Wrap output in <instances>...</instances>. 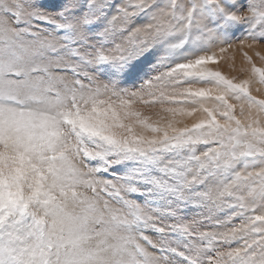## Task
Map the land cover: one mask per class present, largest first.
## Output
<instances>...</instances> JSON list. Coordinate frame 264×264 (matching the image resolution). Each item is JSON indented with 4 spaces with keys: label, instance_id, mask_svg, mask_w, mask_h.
Listing matches in <instances>:
<instances>
[{
    "label": "snow or ice",
    "instance_id": "snow-or-ice-1",
    "mask_svg": "<svg viewBox=\"0 0 264 264\" xmlns=\"http://www.w3.org/2000/svg\"><path fill=\"white\" fill-rule=\"evenodd\" d=\"M237 44L264 49V0H0V264H264Z\"/></svg>",
    "mask_w": 264,
    "mask_h": 264
},
{
    "label": "rangeland",
    "instance_id": "rangeland-1",
    "mask_svg": "<svg viewBox=\"0 0 264 264\" xmlns=\"http://www.w3.org/2000/svg\"><path fill=\"white\" fill-rule=\"evenodd\" d=\"M237 35H239V33H237ZM238 46V50H237V56H239V60H241L240 65L238 63H236L235 61V57L234 55L231 53L232 51H230L231 49H229V54L228 52L226 53L225 59L220 60L219 62V66L221 67L222 71L224 72L225 75L229 76V77H236L237 80H242L246 78V74H242L239 69L241 67H249V65H247L244 61V54L247 53L248 56H250L253 60V62L256 64L257 67H264V60H260L257 53H259V56H264V49L262 48H256V49H248V48H241L239 47V44H237L235 47ZM241 49V50H240ZM247 50V51H246ZM250 51V52H249ZM232 54V55H231ZM243 56V57H242ZM228 57H231L232 59H228ZM152 57H149L148 60H151ZM148 60H144L143 58L140 61L135 62L137 64V68H143L144 71H148L149 69V64H148ZM232 61V62H231ZM223 65V66H222ZM226 65V66H225ZM229 65H232V67H229ZM233 68L235 69V71H233ZM253 95H260L261 98H264V92L258 94L255 92V88H253L252 91ZM140 110L142 111V113L145 116H151L153 120L157 119V113L160 110V105H156L155 108L153 107H140ZM238 111V109H237ZM183 122L184 124H187L188 126H191L193 123V119L192 118H183Z\"/></svg>",
    "mask_w": 264,
    "mask_h": 264
},
{
    "label": "bare ground",
    "instance_id": "bare-ground-1",
    "mask_svg": "<svg viewBox=\"0 0 264 264\" xmlns=\"http://www.w3.org/2000/svg\"><path fill=\"white\" fill-rule=\"evenodd\" d=\"M239 47H240V45H239ZM245 48H247V47H245ZM237 50H238V46L237 47H234L233 49H231L230 51H232L231 53L234 55V57H235V61H236V63H238L239 65H240V61L241 60H239L240 58H239V56H237L238 54H237ZM241 50V49H240ZM252 50V49H251ZM247 51V50H246ZM250 52V51H249ZM228 54H229V52H228ZM231 54V55H232ZM243 57V56H242ZM232 62V61H231ZM223 66V65H222ZM226 66V65H225ZM261 95V94H260Z\"/></svg>",
    "mask_w": 264,
    "mask_h": 264
}]
</instances>
